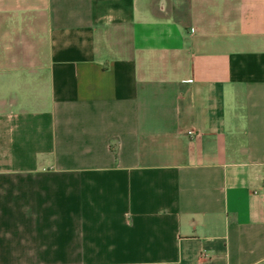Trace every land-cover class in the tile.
<instances>
[{
	"label": "crops",
	"instance_id": "crops-1",
	"mask_svg": "<svg viewBox=\"0 0 264 264\" xmlns=\"http://www.w3.org/2000/svg\"><path fill=\"white\" fill-rule=\"evenodd\" d=\"M0 264H264V0H0Z\"/></svg>",
	"mask_w": 264,
	"mask_h": 264
},
{
	"label": "built area",
	"instance_id": "built-area-1",
	"mask_svg": "<svg viewBox=\"0 0 264 264\" xmlns=\"http://www.w3.org/2000/svg\"><path fill=\"white\" fill-rule=\"evenodd\" d=\"M189 134H191V132H189Z\"/></svg>",
	"mask_w": 264,
	"mask_h": 264
}]
</instances>
